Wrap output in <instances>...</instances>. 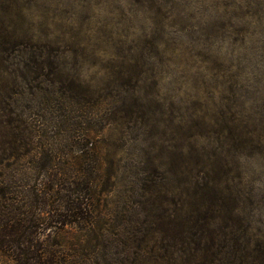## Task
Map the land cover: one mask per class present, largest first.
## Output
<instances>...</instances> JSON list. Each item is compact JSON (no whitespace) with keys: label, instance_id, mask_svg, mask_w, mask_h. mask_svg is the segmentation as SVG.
<instances>
[{"label":"rangeland","instance_id":"obj_1","mask_svg":"<svg viewBox=\"0 0 264 264\" xmlns=\"http://www.w3.org/2000/svg\"><path fill=\"white\" fill-rule=\"evenodd\" d=\"M83 169L62 264H264V0H0V188Z\"/></svg>","mask_w":264,"mask_h":264},{"label":"trees","instance_id":"obj_2","mask_svg":"<svg viewBox=\"0 0 264 264\" xmlns=\"http://www.w3.org/2000/svg\"><path fill=\"white\" fill-rule=\"evenodd\" d=\"M92 152L94 149L88 148L84 156ZM88 171L34 184L31 203L25 202L24 207L14 202L7 189L0 188V253L11 261H0V264H62L59 246L49 244L51 237L73 223L89 231L93 228L94 177L93 172ZM228 251L231 260L247 264L237 250L225 247H220L207 261L203 259L196 264H218L215 258L221 260Z\"/></svg>","mask_w":264,"mask_h":264}]
</instances>
